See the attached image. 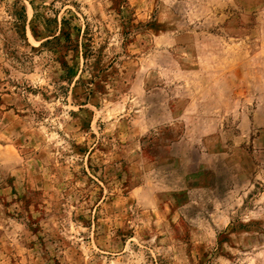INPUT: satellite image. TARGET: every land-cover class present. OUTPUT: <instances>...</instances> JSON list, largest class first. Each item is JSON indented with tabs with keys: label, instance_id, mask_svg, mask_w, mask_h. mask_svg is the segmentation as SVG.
I'll return each instance as SVG.
<instances>
[{
	"label": "rangeland",
	"instance_id": "rangeland-1",
	"mask_svg": "<svg viewBox=\"0 0 264 264\" xmlns=\"http://www.w3.org/2000/svg\"><path fill=\"white\" fill-rule=\"evenodd\" d=\"M15 1L0 264H264V0Z\"/></svg>",
	"mask_w": 264,
	"mask_h": 264
},
{
	"label": "trees",
	"instance_id": "trees-1",
	"mask_svg": "<svg viewBox=\"0 0 264 264\" xmlns=\"http://www.w3.org/2000/svg\"><path fill=\"white\" fill-rule=\"evenodd\" d=\"M16 3H14V7L12 9V11L9 12V16L10 19L12 20L11 23L13 25V28L15 29V32L19 35H23L25 34V20H26V9L25 6L23 5H19L17 6L16 4L19 3V0L15 1ZM61 36H64L66 38V41L68 42L67 47L68 48H72L75 49L77 47H82L84 48V57L87 58V56L91 55V50L89 48V45H87V43H82L80 41L77 40H73L71 38V34L70 32H66L63 29H61L59 31V35L54 37L53 40L55 42L59 41V38ZM50 42H46L45 44H49Z\"/></svg>",
	"mask_w": 264,
	"mask_h": 264
}]
</instances>
